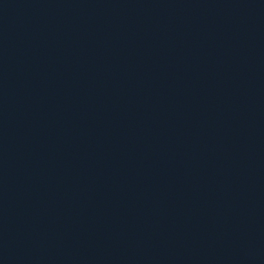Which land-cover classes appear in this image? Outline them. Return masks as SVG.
Instances as JSON below:
<instances>
[{
	"label": "water",
	"instance_id": "95a60500",
	"mask_svg": "<svg viewBox=\"0 0 264 264\" xmlns=\"http://www.w3.org/2000/svg\"><path fill=\"white\" fill-rule=\"evenodd\" d=\"M133 264H264V0H50Z\"/></svg>",
	"mask_w": 264,
	"mask_h": 264
}]
</instances>
